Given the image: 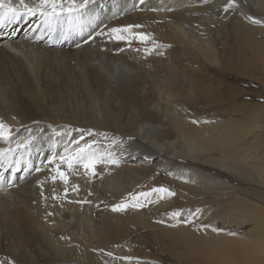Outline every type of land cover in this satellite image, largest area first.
<instances>
[{"label":"bare ground","instance_id":"obj_1","mask_svg":"<svg viewBox=\"0 0 264 264\" xmlns=\"http://www.w3.org/2000/svg\"><path fill=\"white\" fill-rule=\"evenodd\" d=\"M106 1L93 0L78 17L50 27L39 15L0 26V121L9 133L0 139V149H10L0 156V261L5 264L43 263V246L53 243L49 236L71 216L75 223L66 229L75 241L71 252L93 258L119 248L130 223L146 224L164 236L194 239L198 234L185 231L172 215L193 199H174L170 205L172 195L154 189H193L200 198L195 203L211 205L209 200L237 189L214 170L237 179L246 177L243 169L249 176L255 170L263 175L260 155L251 153V143L245 152L239 146L244 124L237 114L235 90L225 86L228 96L223 97L224 86L207 71L214 61L222 66L223 54L231 64L236 61L235 51L215 43L228 21L234 20V30L245 26L250 32H264V18L242 9L248 2L264 11V0H234L233 6L227 1L218 24H208L204 16L211 2L218 13L215 4L221 0H121L124 5L116 12L108 14L109 9L94 17ZM127 25L140 27L109 32ZM133 33L148 38L141 40ZM104 58L123 61L120 81L114 82V71L101 66ZM225 98L228 106L223 108ZM127 116L130 121L125 122ZM68 135L74 136L72 141ZM103 135L122 141L114 153L93 146L104 144L95 143ZM88 137L84 148L82 140ZM56 162L78 173L62 171L65 181L54 169ZM133 184L150 187L136 202ZM119 204L126 205L124 210L113 211ZM156 225L164 230H156ZM215 227L201 232L199 239L229 237ZM56 249L59 257H68L70 250Z\"/></svg>","mask_w":264,"mask_h":264},{"label":"rangeland","instance_id":"obj_2","mask_svg":"<svg viewBox=\"0 0 264 264\" xmlns=\"http://www.w3.org/2000/svg\"><path fill=\"white\" fill-rule=\"evenodd\" d=\"M221 1L219 4H215L216 8L219 7L218 13H215L217 10L212 8L213 2L210 3V8H208L209 11H207L204 16V20L207 21L208 24H218L221 18L225 16L224 4L227 5L226 2L229 0ZM106 3L107 4L105 6L101 7L99 11L95 13L94 17H99L100 13L106 14V11L109 9L110 11L108 14L114 10L116 12L117 9L124 5V2L121 0H107ZM242 9L249 15L264 18V11H257L248 2H244L242 4ZM235 25L234 20L228 21L221 27V36L215 41L217 47L220 48L223 46L227 49V51H235V63H230V61L226 58L228 56L227 53L225 55H221L219 52V55L225 58V61L223 60V63H221L222 66H217L215 61L212 63L217 66L220 71L216 73V71L213 70L214 66L210 65L213 68L208 67L209 69L207 73L211 76L213 75V78L219 79L216 80V82H220H217V85L224 86L225 90L223 92V97L228 96L227 86L235 90L237 94L236 102L238 105L237 114L240 117L239 119H241V125L244 124L240 131L239 146L242 151H244L247 146L246 144L248 142L251 143L249 144V148L252 150L251 153L254 155H260L257 160L258 162L261 160V163H259L264 166V32L257 30H251L250 32L245 26L243 28V25H241L243 30H234ZM236 31L238 32V35L233 37V33ZM111 59V61L109 58L102 59L101 66L105 68L108 73H112L114 71L115 75H110V77L115 79L114 82H118L121 80L123 61L117 58ZM221 70H224L223 73H221ZM207 82L210 83V81H205L204 85L209 86ZM106 91L107 92L104 93V97L109 94V90ZM226 106H228V100L225 98L222 107L225 108ZM109 109L111 111L110 113L117 118V114H115V111H113L110 106ZM128 121H130L129 116L125 119V122ZM120 124L121 126L124 125V123ZM148 134L150 136L149 139L153 138V131H149ZM70 136L68 135V137H70L69 141H72L74 136ZM107 137L109 136L103 135L98 137L95 143H99L101 141L104 144H94L93 146H97L103 150L110 149V151L114 153L116 145L121 144L122 141L119 143L117 139ZM88 139L89 137L82 140V142L84 141V148L89 146L88 143L90 142ZM56 153L55 155H52L53 158L57 157ZM240 161L243 162V160ZM54 169L56 172L63 173L62 171H64L66 174L69 173L68 175L78 173L76 171H70L71 169L69 170L70 172L68 170H64L62 165H57V162ZM243 170L242 172L246 173V175H244L246 177L238 179L232 178L224 172L214 170L219 175L225 177V179L229 178V180L235 184L237 192L235 191L234 193L222 194L220 198H217L218 200L211 199L209 200L211 205L208 203L205 205L202 203H195L197 202V199L200 198L197 197V194H195L196 191H193V189H183L178 186L171 190L168 189L169 192L174 193V195L168 199L167 203L170 205L174 202V199L189 202L193 199L192 204H187V207L175 209L173 212H179L181 214L177 216L176 220L178 219V221L183 223L182 226L183 228H186L185 231L198 234V237L196 236L197 239H193L194 236H188V238L185 239L184 237L175 238L166 235L164 236L162 233H157L156 231L154 232V230H151V227L146 224L142 225L141 223H130V225H126V234L119 241L120 244L118 243V246L120 247L115 250H111V256H95L93 258L92 256H83V254L80 255L78 252H71L73 251L75 241L72 240L74 237L70 236L66 231L70 225L75 223V216H71L68 218L67 224L54 229L52 234L49 236V243L50 241L53 243L48 244L49 247L48 245L43 246V249L46 250H43L45 258L43 260L44 262L41 264H264V171L262 175L259 170H257L258 173L255 170L252 171L249 176L248 172L245 171V169ZM149 184L140 185L137 186V188L135 187V184L132 185H135V189H133L134 187L131 188V192H135L136 195L134 196L135 202L138 200V195L140 196L142 193H146L147 190L150 189ZM37 187L39 188L41 185H38ZM160 188L164 187H159V189ZM149 192L151 191H148V193ZM40 194L41 193L38 194L39 200L43 198V194ZM218 201H220V203L217 205L216 203H218ZM135 202L133 203L135 204ZM167 203H165L166 206L169 205ZM83 205L80 203L79 207ZM145 205L148 204L145 203ZM149 207L151 209L154 206L149 205ZM197 209L200 211L197 212ZM198 219L199 221H197ZM183 221H186V223ZM215 222L218 225H216V227L215 225H212L215 227L214 229L220 228V233H230L229 237L222 241L199 239L201 236H199V234L201 232L204 233L208 231V229L211 230L213 227L210 225L215 224ZM200 224L205 226L202 227ZM158 227H160V225L155 226L156 230H164L162 227ZM32 232V235L35 236V231L32 230ZM67 237H69V239H67ZM51 247L53 249H51ZM74 247L76 246L74 245ZM56 248H62V250L66 249L64 251L70 250V256L68 255L65 259L59 257L60 255L55 252L58 250ZM53 252L55 253L54 256ZM2 264H5V262H2Z\"/></svg>","mask_w":264,"mask_h":264},{"label":"snow or ice","instance_id":"obj_3","mask_svg":"<svg viewBox=\"0 0 264 264\" xmlns=\"http://www.w3.org/2000/svg\"><path fill=\"white\" fill-rule=\"evenodd\" d=\"M93 0H83V3H78L77 0H36L35 3H26V0H18V3L13 4L12 0H0V26H3L6 22L11 23L14 20H18L21 17L27 18L28 16L39 15L43 18V24L46 26H51L55 22H60L65 18H68L70 21L73 17H78L81 14V11L87 7L89 3ZM143 2V0H141ZM234 5V0H229V6ZM227 10V9H226ZM259 22V21H253ZM136 27L139 28L140 25H127L123 28H112L109 29V32L112 34L128 32L129 29ZM102 34V33H101ZM133 35L141 40L147 39L148 37L143 33H133ZM116 39H124L123 35H116ZM7 126L3 121H0V139L7 137L9 133L6 131ZM29 141H24L23 143H28ZM22 143H18L17 147H22ZM6 151L0 149V156L4 155ZM82 151V150H81ZM82 159L83 157H78ZM110 163H118L117 160H109ZM86 168L91 170V165H85ZM39 170V169H37ZM61 179L67 181V177L63 173H60ZM55 179V177H53ZM75 190V189H74ZM154 191L167 192L168 195H174L168 191V189L160 188L154 189ZM139 206V205H135ZM126 205L119 204L113 206V211H122ZM200 210L197 209V212ZM173 216H179L180 213L176 212L172 214ZM214 231H219V229H213ZM108 255H111L109 253ZM131 259V258H126ZM2 264V262H0Z\"/></svg>","mask_w":264,"mask_h":264}]
</instances>
